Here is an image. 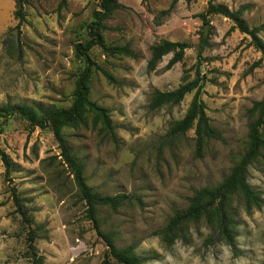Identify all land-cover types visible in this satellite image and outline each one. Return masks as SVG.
Masks as SVG:
<instances>
[{
  "label": "rangeland",
  "instance_id": "1",
  "mask_svg": "<svg viewBox=\"0 0 264 264\" xmlns=\"http://www.w3.org/2000/svg\"><path fill=\"white\" fill-rule=\"evenodd\" d=\"M107 21L106 42L130 44L137 58L111 54L96 45L89 52L90 99L109 110L113 133L94 126L92 115L63 133L84 167L87 183L103 195L126 194L117 209L99 208L101 230L119 248L133 246L142 264H264V153L249 166L248 181L258 203L233 197L229 215L235 233L229 244L206 218L188 222L172 243L163 229L176 209L189 205L195 188L220 183L247 150L254 101L264 96V60L249 35L220 13H205L209 0H119ZM0 0V104L69 106L85 60L75 53L88 39L96 0ZM242 9L250 27L264 23V0H214ZM161 21L157 25L155 19ZM206 28V34H205ZM264 40V28L260 30ZM202 37L205 41H202ZM185 41L182 61L167 68L172 53L148 68L151 47ZM202 46L201 58L198 50ZM211 124L221 133L197 150L195 128L170 133L186 114L195 90L177 104L150 106L155 89H176L197 77ZM264 137V126L262 127ZM1 152L8 156L9 172ZM49 127L31 128L14 115L0 135V264H31L27 230L15 211V187L30 210L35 245L44 264H102L107 245L86 216L73 175L63 163ZM112 264H118L112 262Z\"/></svg>",
  "mask_w": 264,
  "mask_h": 264
},
{
  "label": "trees",
  "instance_id": "2",
  "mask_svg": "<svg viewBox=\"0 0 264 264\" xmlns=\"http://www.w3.org/2000/svg\"><path fill=\"white\" fill-rule=\"evenodd\" d=\"M98 8L93 12V19L88 23V39L82 43H77L75 53L86 62L84 69L77 75L73 100L69 106L58 107L55 105H46L35 103L33 105L19 103L0 104V135L4 122L11 116L17 115L25 120L31 128L49 127L60 147V155L73 175V182L78 189L80 199L83 201L86 210V216L93 222L98 233L102 236L107 245L105 258L102 264H142L146 258L139 256L133 246L119 248L110 233L101 230L98 217L100 207H109L117 209L130 199L126 194L118 193L114 195H103L87 183L84 176V167L72 149L63 133L66 126H77L86 122V116L92 115L94 126H100L102 131L113 133V125L109 110L90 99V76L92 70V60L88 52L96 45L102 47L111 54H125L133 58L138 57V53L130 48V44L123 46H112L106 42L104 31L108 29L106 21L120 8L124 7L119 0H96ZM178 0H172L168 9L163 10V14H168ZM191 2L192 0H186ZM242 8L231 10L223 4H218L214 0H209L205 13L201 14L206 21L208 13H220L231 18L241 32L251 38V44L261 52L262 57L255 62L258 65L264 60V40L260 36V30L264 28V23L260 26L250 27L242 17ZM20 26L25 19L22 0L19 2L17 12ZM157 25L161 21L156 18ZM202 41L205 38L202 37ZM185 41H172L162 39L151 47V57L148 60V68L155 69L163 56L172 53V57L167 64V68L172 67L177 62L183 60L185 50L188 48ZM202 46L198 50V56L201 58ZM197 77L193 80H185L176 89L162 91L155 89L151 96L150 106L152 108L161 107L164 104H177L183 100L185 95L195 90V95L186 112L180 120L176 121L170 133L178 136L195 128L197 150L202 152L209 139L220 138V131L211 124L210 117L206 113V104L200 98L202 84L200 83V71L197 68ZM252 109L256 112V119L250 124L249 140L247 150L240 157L229 173L223 177L222 181L216 185L203 186L195 188L193 194L188 198L189 205L182 209H176L170 217L167 225L160 230L163 239L172 243L178 238L188 222L198 221L206 218L215 226L216 231L229 244H234L235 233L232 228V220L229 215V206L233 197L239 196L248 204L258 203V195L248 181L249 166L262 153H264V137L262 127L264 126V96L260 100L254 101ZM2 159L6 166V172H9V160L7 154L1 152ZM11 196L15 204V211L20 215L21 222L26 227L27 234V254L31 264H44V258L39 254L35 245L37 233L33 227V221L30 216V210L15 187L11 188Z\"/></svg>",
  "mask_w": 264,
  "mask_h": 264
},
{
  "label": "water",
  "instance_id": "3",
  "mask_svg": "<svg viewBox=\"0 0 264 264\" xmlns=\"http://www.w3.org/2000/svg\"><path fill=\"white\" fill-rule=\"evenodd\" d=\"M205 34H206V28H205Z\"/></svg>",
  "mask_w": 264,
  "mask_h": 264
}]
</instances>
